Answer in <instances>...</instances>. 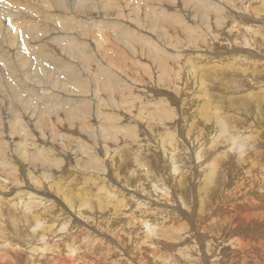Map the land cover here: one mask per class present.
<instances>
[{"label":"rangeland","instance_id":"obj_1","mask_svg":"<svg viewBox=\"0 0 264 264\" xmlns=\"http://www.w3.org/2000/svg\"><path fill=\"white\" fill-rule=\"evenodd\" d=\"M208 1L218 2L216 10ZM261 1H152L161 25L140 18L135 5L120 7L126 22L118 20V30L136 35L113 38L98 53L111 58V67L83 71L84 50L72 60L60 52L71 71L53 68L46 78L37 65L0 66L7 95L0 104V249L19 242L26 260L32 253L41 258L44 247L48 255L70 256L96 241L100 246L81 254L96 252L101 264H199L207 250L202 242L213 239L208 255H221L224 264H262L264 217L250 214L264 212ZM148 30L168 49L157 52ZM202 30L210 34L200 36ZM102 34L96 31V42L71 39L96 51L105 46ZM77 83L80 91L63 89ZM51 91L56 99L46 98ZM244 150L257 153L263 165L257 176H244L254 165L251 158L238 164ZM250 251L260 257L248 258Z\"/></svg>","mask_w":264,"mask_h":264},{"label":"bare ground","instance_id":"obj_2","mask_svg":"<svg viewBox=\"0 0 264 264\" xmlns=\"http://www.w3.org/2000/svg\"><path fill=\"white\" fill-rule=\"evenodd\" d=\"M152 1H158L159 2L161 0H1L0 1V43L4 45V48L6 47V49H9L11 51V53H8V51L3 52V47L0 46V66L3 67V65L6 64V66L8 68V66H12L15 64H20V65L31 64V66L37 65L36 67L44 75L43 78H46L49 75L53 74V71L51 70L53 68L59 69L60 72L62 70L71 71V69H69L71 67L66 68L67 65L64 64V61H66V60L60 56V52H64L72 60V57L77 58L76 52H78L80 50L81 51L84 50L82 52V53H84L83 58L85 61V63H84L85 66L82 68L83 71H90L92 69H96V68L102 67V66L111 67L113 65V61L111 60V58L109 56H106L107 55L106 53H101V56L99 57L98 53H100L106 47L111 46L114 43L113 38L121 39V38H124L126 36L136 35V31H132V30L120 31V30H118V26H117L118 20L123 22L124 18H125L124 16H122L121 14L118 13V8H120V7L126 8L127 6L135 5L136 12L138 13L140 18H145L150 23H158V24L163 23L164 24V19L157 18L153 15L152 12H150L154 6ZM208 2H210V1H208ZM231 2H232V0H231ZM217 3L211 1L208 5V8L216 10V8L218 6ZM259 7H261L262 11H264V0L261 1V5H259ZM37 8H42L44 10L42 12V14L37 13ZM115 9H117V10H115ZM184 11L187 12L189 16H191L193 14L190 11V8H184ZM223 12H225V11H223ZM69 13L70 14H73V13L74 14H80L83 17L88 18L89 21H87L86 23H78L76 21H71L69 18V16H70ZM115 15H117L116 18H114L115 20H112V16H115ZM251 15H253V13ZM248 16H250V15H248ZM99 18H101V19H99ZM216 18H217V20H215V21H217V23H221L220 22L221 17L219 16V13L216 15ZM226 19H228L227 16H226ZM91 20H96V21L94 23H91L90 22ZM99 20H105V22H107V23H102ZM124 22H126V21H124ZM233 22H232V27H233ZM137 23L144 26L143 28L145 29L144 23H142L140 20H138ZM250 23H251V21H250ZM244 24H246V23H244ZM142 26H140L138 28L143 29ZM212 26L209 25L208 28L213 29ZM248 26H250V25H248ZM252 26H253V24H252ZM241 27H243V26H241ZM245 27H247V26H245ZM98 29L103 32L102 37H101L102 42L99 44V46L101 44H104L105 46H100V48L97 47L96 51H92V47H91V49L85 48V47H90V46L83 45L81 42L74 41L71 39L72 36L77 35L79 37H82L83 39H90L91 41H89V42H96V40H95V38L97 36L96 31ZM237 29L241 30L239 26ZM257 29L258 28L256 26V30ZM233 30L235 31L234 28H233ZM218 31H220V30H218ZM222 31H223V28H222ZM147 32H148V35L151 36L153 42L158 41L157 43H159V44H157V46H156V44L153 43V47H155V46L157 47V49L155 47V50L156 51L158 50L157 52H159V53L161 52V51H159V49H161V50L163 48L168 49V47H166V45H169V43L166 44L165 46H164V44H162V45L160 44L161 42H165L163 38L154 37V35L149 30ZM228 32H225V33H228ZM241 32H243V31H241ZM209 34L207 33V31H203V30L200 32V36L209 35ZM239 34H240V32H239ZM184 35L189 36L186 33H184ZM212 35L214 36V34H212ZM243 35H245V34H243ZM246 35H249V34L247 33ZM54 36L62 37V39H56V37H54ZM252 36H254V34ZM262 36H263V34H262ZM154 38L156 40H154ZM116 41H118V40H115V42ZM200 42L201 41H197V43H200ZM219 46H220V44H219ZM228 48H229V46H228ZM155 50H154V52H155ZM214 50H215V48H214ZM225 50L229 51L228 49H225ZM237 51H238V48L231 50V53L237 52ZM159 53H157L156 55L158 56V58L159 57L161 58L162 55ZM45 54H47V55H45ZM74 54H76V55L74 56ZM216 54H218V53H216ZM97 55H98V57H97ZM221 56H223V53ZM162 58H164V57H162ZM225 59H227V58H225ZM105 60H107V61H105ZM80 64L81 63L79 62V65ZM72 66H73L72 69L75 67L78 68V66L76 64L72 65ZM79 71H81V70H79ZM78 84L79 83H77L75 85L64 84L63 89H65V90L77 89L79 87ZM80 86L83 89L85 85L80 84ZM85 89H86V86H85ZM85 89H83V90H85ZM79 91H80V89H79ZM44 94H41V95H43L45 97ZM46 95H51V96H48L46 98L51 97L52 99H56L55 98L56 94L52 91ZM6 97H7V95L4 93V89H0V104L4 103L6 101ZM257 157L258 156H257L256 152H251L248 150L239 151L238 158L244 160L243 163L241 161H239L238 162L239 165L245 164V162L248 160V158H251L250 161L254 162V165L247 167L245 169L244 176L246 178L248 176H257L258 171L263 168V165L259 164L260 161L257 159ZM260 165H261V167H259ZM109 172H110V170L108 171V173ZM156 179H158V178H156ZM158 183H159V179H158V182L156 183V185L159 186ZM129 188L130 187H128V189ZM131 189H135V188H131ZM139 195H141V194H139ZM144 198H147L148 201L150 200V198L147 195ZM42 202H47V201L42 200ZM145 203H147V202L145 201ZM142 205H143V203H142ZM60 206H61V204H60ZM221 208H223V210H221V211H225V204ZM227 208H228V210L230 209V207H227ZM145 211H146V209H145ZM250 214L254 218H263L264 217V212L260 211V208L252 210ZM149 216L151 217V214L148 215V217ZM75 222H77L79 225L83 224L84 226H86V222L78 221V220H75ZM94 227H96V229H98L97 226H94ZM92 230L95 231L94 228ZM198 230L199 229L195 228V231L198 232ZM104 231L108 232L106 230H103L100 232L99 229L96 232L103 235ZM45 236H47V239H50L51 234L49 232H46ZM183 239L186 240V242H187V239L185 237H183ZM159 241H163V240H155V241H153V243L154 242L159 243ZM165 241H167L168 243H175V242L168 241V240H165ZM95 242L96 241H85L76 250H73L70 247V249L72 251V254L70 256H65L63 253H58V254L53 253L52 255H48V254H50V250L48 248L44 247L43 251H42L43 256L41 258L37 257L35 254L32 253L26 260L23 257V255L26 253V247L23 244H21L19 242H15V243L10 242V243H6V244H1L4 247L0 249V264H94V263L101 264L100 259H99L100 255L96 254V252L94 253L95 254L94 256H92V253H91L92 251L85 252V254H87V255L81 254L85 247L100 246V244L98 242H96V243ZM176 242L181 243L179 239ZM202 243L207 244V245L205 244L207 247V250L203 254L202 258L199 259V261H198L199 264L201 262H204L205 264H224L223 263L224 257H222L221 255H219L217 253L211 254L210 256L208 255L209 252H212L211 250L214 247L213 239L209 240L208 242L203 241ZM262 244L264 247V236L262 237ZM194 248H196V247H194ZM213 257L215 258V261H213V260L210 261V258H213ZM247 257L250 259H256V258H259L260 255L257 252L250 251V252H247ZM262 264H264V262Z\"/></svg>","mask_w":264,"mask_h":264}]
</instances>
